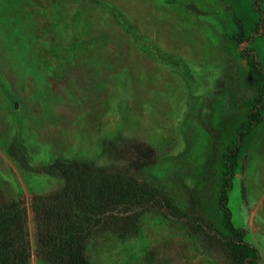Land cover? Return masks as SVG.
<instances>
[{"label": "rangeland", "instance_id": "obj_1", "mask_svg": "<svg viewBox=\"0 0 264 264\" xmlns=\"http://www.w3.org/2000/svg\"><path fill=\"white\" fill-rule=\"evenodd\" d=\"M262 27L251 0H0V202L25 208L63 187L38 170L56 159L120 170L225 231L217 200L222 157L258 95ZM238 18L248 43L238 44ZM244 139L228 193L235 227L264 264V108ZM24 164V166H22ZM159 211L135 231L91 238L89 264H237L214 256ZM216 250V249H215Z\"/></svg>", "mask_w": 264, "mask_h": 264}, {"label": "trees", "instance_id": "obj_2", "mask_svg": "<svg viewBox=\"0 0 264 264\" xmlns=\"http://www.w3.org/2000/svg\"><path fill=\"white\" fill-rule=\"evenodd\" d=\"M259 13L258 27H262L261 0H251ZM238 29V44L248 43L242 22L234 17ZM253 73L261 81L258 95L247 111L245 122L236 131V139L222 157V181L217 200L220 232L203 217L190 215L176 206L159 188L139 181L120 170H107L88 161L56 159L42 166L38 172L61 180L60 190L36 194L30 208L35 221V258L44 264H89L86 257L88 242L104 234L113 224L122 223L124 229L135 231L140 217L159 211L166 218L182 223L188 235L213 245L214 256L228 259L232 252L241 258L237 264H258L259 253L245 241V231L232 222L228 207V193L237 169V156L244 139L262 121L264 108V70L252 50H243ZM24 166V164H22ZM26 210L19 201L0 202V264H28L32 251L25 237ZM216 249V250H215Z\"/></svg>", "mask_w": 264, "mask_h": 264}]
</instances>
